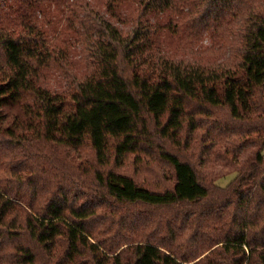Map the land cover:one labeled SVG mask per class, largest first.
Here are the masks:
<instances>
[{"label":"trees","instance_id":"1","mask_svg":"<svg viewBox=\"0 0 264 264\" xmlns=\"http://www.w3.org/2000/svg\"><path fill=\"white\" fill-rule=\"evenodd\" d=\"M16 1L18 24L0 21V264H264V0H133L126 28L89 0ZM43 4L80 43L81 76ZM161 27L210 33L225 56L170 57ZM51 60L65 89L41 81ZM151 147L171 187L101 169Z\"/></svg>","mask_w":264,"mask_h":264},{"label":"rangeland","instance_id":"2","mask_svg":"<svg viewBox=\"0 0 264 264\" xmlns=\"http://www.w3.org/2000/svg\"><path fill=\"white\" fill-rule=\"evenodd\" d=\"M90 4L97 9L101 14L111 20L119 27L126 28L129 24L128 19H131L137 14V4L133 0H120L114 4L112 11L108 10L106 0H89ZM16 0H5L0 9V21L7 26L18 24L19 19L16 17L15 9L18 7ZM43 7L38 12V20L45 29L48 37H53L55 43L58 40L62 42L61 48L66 53L68 65L73 71L81 76L86 68L84 59L81 56L80 43L73 39L71 32L64 30V21H60L61 14L58 8L53 4H43ZM170 18L169 13H161L150 16V21L153 23L165 24ZM156 41L161 50L168 56L174 58H193L200 61H218L225 56V48L222 43L214 41L210 33L202 34L197 39L183 38L180 33L161 27L156 33ZM41 81L44 85L52 90L65 89L66 78L58 62L51 60L49 67L44 69L41 74ZM210 141L199 138V147L203 150H210L212 145ZM148 150L150 155L141 154L139 158H134L133 154H129L123 164L116 165L112 159L110 162L101 167L104 171L111 170L115 172L125 173L135 179L142 185L152 189H163L172 186V168L163 160H160L157 149L151 147ZM170 150L178 153H187L183 147V141L178 144H171ZM143 157V158H142ZM218 169V167H216ZM217 175L214 178L216 184L224 186L235 175L236 172L229 168H221L217 170Z\"/></svg>","mask_w":264,"mask_h":264}]
</instances>
